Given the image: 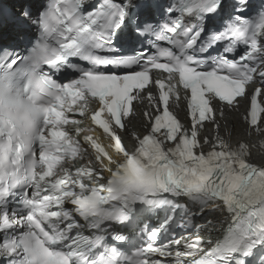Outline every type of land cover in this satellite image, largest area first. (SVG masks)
<instances>
[{"label": "snow or ice", "instance_id": "snow-or-ice-1", "mask_svg": "<svg viewBox=\"0 0 264 264\" xmlns=\"http://www.w3.org/2000/svg\"><path fill=\"white\" fill-rule=\"evenodd\" d=\"M0 264H264V0L0 4Z\"/></svg>", "mask_w": 264, "mask_h": 264}, {"label": "bare ground", "instance_id": "bare-ground-1", "mask_svg": "<svg viewBox=\"0 0 264 264\" xmlns=\"http://www.w3.org/2000/svg\"><path fill=\"white\" fill-rule=\"evenodd\" d=\"M238 128H239V125H238Z\"/></svg>", "mask_w": 264, "mask_h": 264}]
</instances>
